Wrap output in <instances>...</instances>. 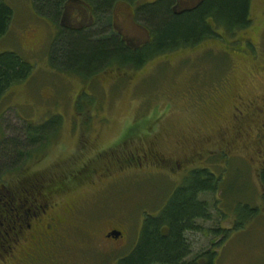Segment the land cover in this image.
I'll return each mask as SVG.
<instances>
[{
	"label": "rangeland",
	"instance_id": "1",
	"mask_svg": "<svg viewBox=\"0 0 264 264\" xmlns=\"http://www.w3.org/2000/svg\"><path fill=\"white\" fill-rule=\"evenodd\" d=\"M0 1L13 10L8 32L0 38V53H16L32 66L28 81L13 86L0 101V142H18L25 155L20 166L4 168L0 185H12L18 171L36 172L45 180L56 172L77 171L92 158L90 170L104 168L106 177L99 179L104 183L94 198L87 196L92 193L87 189L79 192L92 206L86 218L100 219L101 227L119 226L125 231V241L113 252L107 248L110 254L91 250L94 254L85 258L89 264H118L137 245L144 216L159 214L186 177L207 169L220 182L216 193L199 196L207 203L211 219L197 222L199 232L187 233L191 252L187 261L205 259L203 255L217 250L214 264H264V189L252 161L259 156L252 157V150L242 145L228 154L219 145H206L210 133L212 142L220 141L215 136L221 135L223 130L216 133L226 121L214 120L209 125L202 118L206 104L224 94L228 83H234L235 94L246 100L264 87V0H251V23L245 30L225 34L218 29L221 38L156 55L138 69L114 64L91 79L60 71L49 62L53 40L67 31L61 25L69 24L66 16L70 26L77 27L69 17L81 2L68 3L61 24L58 20L54 25L34 13L31 0ZM129 11L122 3L114 7L111 31L119 33L129 47L144 44L147 34L135 21L123 22ZM57 117L61 124L48 143L30 146L25 134L28 124L40 126ZM81 143H88L87 152L75 150ZM186 143L189 148L182 150ZM150 144L172 161L171 168L140 162ZM191 147L198 154L183 161L182 152ZM190 155L195 153L190 151ZM131 157L135 159L129 161ZM220 210L228 219L222 218ZM239 213L254 217L220 246L221 237L215 231L232 228Z\"/></svg>",
	"mask_w": 264,
	"mask_h": 264
},
{
	"label": "trees",
	"instance_id": "2",
	"mask_svg": "<svg viewBox=\"0 0 264 264\" xmlns=\"http://www.w3.org/2000/svg\"><path fill=\"white\" fill-rule=\"evenodd\" d=\"M71 1L89 6L93 22L85 28H65L66 32L57 35L50 49L49 62L53 68L84 79H91L114 64L138 69L156 55L193 47L207 39L221 38L218 29H223L225 34H235L247 29L251 23V0H206L197 9L185 13L176 11L177 0H157L137 9L136 20L148 28L150 40L140 48H134L129 47L119 33L111 31V27L114 7L120 2L133 3L136 0H31V3L37 16L55 25L58 20L61 24L66 5ZM12 17L13 10L0 1V38L8 32ZM109 31L113 32L112 35ZM31 73L32 66L21 56L13 52L0 53V101L13 86L28 81ZM50 124L54 126L47 127ZM60 124L61 117L40 126L28 124L26 141L30 146L44 147ZM23 149L14 140L0 142V183H3L4 168L8 164L20 166L18 163L25 156ZM254 163L256 173L257 163ZM258 178L264 189V169ZM219 182L207 169L192 172L173 192L159 214L144 216L137 245L118 264H214L217 250L203 255L205 259L187 261L191 252L186 237L187 233L200 231L198 221L211 219L207 203L199 200V196L207 192L216 193ZM6 188L0 185V193ZM261 195L263 200L264 193ZM221 213L224 220L228 219V214ZM253 215L239 213L232 221V228L216 230L215 234L221 237L220 246L226 243L232 232L244 229Z\"/></svg>",
	"mask_w": 264,
	"mask_h": 264
},
{
	"label": "flooded vegetation",
	"instance_id": "3",
	"mask_svg": "<svg viewBox=\"0 0 264 264\" xmlns=\"http://www.w3.org/2000/svg\"><path fill=\"white\" fill-rule=\"evenodd\" d=\"M155 1L157 0L120 2L130 9L123 22L126 19L134 20L136 26L147 34L148 40L145 43L150 40L149 31L136 20V13L138 8ZM204 1L206 0H177L175 9L183 13L190 12ZM92 14V9L81 3L79 10H74L69 18H73L77 28H85L92 24ZM68 20L66 16L65 21L69 24L62 22L61 25L65 28L72 27ZM145 43L133 47L140 48ZM228 84L224 94L211 98L209 106L206 104L203 109L202 118L209 125L214 120L226 121V125L216 133L218 135L223 130L221 135L215 136L220 141L212 142L210 133L209 137L205 136L210 138L206 145H219L221 150H226L223 154L234 152L241 145L249 148L252 153L255 152V156H259L256 169L260 177V171L264 169V87L257 96L246 100L242 94H235L234 83L231 86ZM186 144L182 150L189 148V144ZM87 149L88 143L77 144L75 147L79 153L83 150L87 152ZM190 151L195 155H190ZM143 152L140 162L171 168L172 161L163 157L154 144H150ZM186 152H189L188 157ZM196 154V147L183 151V161L189 162L188 158L193 159ZM71 158L72 156L61 159L59 163L56 161L54 165L59 166L61 162ZM130 159L129 161H133L135 158ZM91 160L92 158L87 160L77 171L56 172L45 180H41L40 174L36 172L18 171L19 175L12 185L0 193V264H89L85 256L94 254L89 251H96L99 255L110 254L125 241V231L119 226L109 224L101 227L100 219L86 218V213L92 206H87L85 196L79 195V192L87 189L93 193L87 196L94 198L93 195L99 192L100 185L104 183L99 182V179L106 177L104 168L101 171L90 170L88 163ZM110 242L115 244H109ZM107 248L110 252H107Z\"/></svg>",
	"mask_w": 264,
	"mask_h": 264
}]
</instances>
